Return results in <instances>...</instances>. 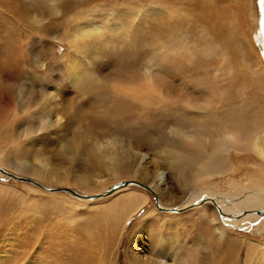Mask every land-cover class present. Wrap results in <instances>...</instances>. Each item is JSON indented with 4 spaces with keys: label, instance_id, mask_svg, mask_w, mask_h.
<instances>
[{
    "label": "rangeland",
    "instance_id": "374dc122",
    "mask_svg": "<svg viewBox=\"0 0 264 264\" xmlns=\"http://www.w3.org/2000/svg\"><path fill=\"white\" fill-rule=\"evenodd\" d=\"M89 30L94 34L85 37ZM260 44L264 47L261 0H0V167L18 175L19 166L40 172L45 167L48 180L28 168L22 176L56 189L51 193L0 173V264H134L133 248L147 225L152 234L140 241L136 254L144 257L143 264L175 263L164 251L169 242L154 245L161 237L186 240L185 260L204 246L202 264H230L238 258V264H264V246L249 262L246 254L249 242L264 243V230L259 228L264 218L249 228L229 227L231 236L242 242L230 245V238L218 239L217 224L211 221L218 211L212 202H203L210 209L205 213H196L199 207L190 205L169 214L176 219H163L161 213L171 211L158 207L162 199L150 192L147 178L133 176L127 166L112 173L107 158L94 155V139L70 155L76 127L85 121L100 141L117 137L118 148L142 146V161L151 162L156 151L162 155L167 148L174 128H195L191 112L178 99L203 97L207 80L213 83L220 75L228 92L222 111L235 104L244 121L251 123L246 126L263 134ZM67 78L83 81L65 98L69 123L50 125L56 116L44 112L42 87L51 91L54 80ZM173 90L177 103L159 97ZM142 94L155 100L144 103ZM31 103L38 110H31ZM205 126L203 134L210 131ZM152 132L163 136L149 148L145 136ZM225 161L227 168L236 167L212 179L214 189H230L233 180L264 183L255 165L262 161L252 151L231 149ZM122 181L142 183L138 192L146 194L147 204L134 211L130 196L115 192L83 203L61 189L93 195ZM169 187L165 206L180 208L189 191L176 183L166 190ZM155 214L157 222L151 227Z\"/></svg>",
    "mask_w": 264,
    "mask_h": 264
},
{
    "label": "bare ground",
    "instance_id": "6f19581e",
    "mask_svg": "<svg viewBox=\"0 0 264 264\" xmlns=\"http://www.w3.org/2000/svg\"><path fill=\"white\" fill-rule=\"evenodd\" d=\"M87 32H91V33L86 34ZM87 32L84 35L85 37L91 36L94 34L93 30H89ZM259 46L261 47V49H264V47L261 44ZM220 76L216 77V79L213 80V83L208 84L209 80H207L208 82L204 81L206 82L204 85L205 86L207 85V86L204 88L205 91H204L203 97L201 98L196 97L197 96L196 95L195 97H190L189 100L186 101V100L180 99L181 97L179 96L180 97L178 99L179 102H181L184 106H186V108H188L189 111L191 112L190 114L192 117H191L190 122H192V124L191 123L189 124H191V127H195V128L189 131H185V128L180 129L181 127L174 128L176 129L174 132L175 134L173 137H170L169 140L167 139L168 142L166 141V143L168 145H167V148L165 147L166 149L162 151V155H160L158 151H156L158 150L157 148L152 147V150L156 151V154L153 159L151 158L152 160L149 163L147 162L144 163L142 161V155H143L142 149L144 147L142 148V146H139L137 148L131 144V146L128 147V149L124 147L118 148L121 145L117 144L116 146L115 141L117 140L116 139L117 137L107 138L106 140L100 141L101 138L100 139L98 138L99 135L97 134V131L93 130L92 129L93 127L89 128V125L88 127H86L85 121H79L76 127L75 136H74L75 139L73 143L74 148L71 151L70 150H66V151H70V155L75 156L76 154L79 153V150H82L81 148L84 147V143L86 142L87 139H94L93 140V145H94L93 148L95 149L94 155L96 154L97 157L100 156L102 158L103 157L107 158L112 168V171H113L112 173L115 174L119 172L120 170L122 171V169L125 170V167L127 166L126 169L130 168L133 176H136L139 179L141 178L142 180L147 178V180L149 181V182L147 181V184L148 183L150 184L149 185L145 184V185H147L148 188H150V192L153 195H156L158 199L161 198L162 200H165V202H162V200H160V204L158 202L159 204L158 207L163 211H171V212H162L161 214H162L163 219L170 218V217L172 218V220L176 219L177 216L172 217L171 215L170 217H168L169 214L172 213L173 211H181V209L184 210L183 207H188L190 205H195L199 207V208H195L196 213H200V212L205 213L206 211L210 209L208 208V206H203L204 205L203 202H212L218 211V214H216L215 216H214V213H212L213 216L211 220L213 222H216L217 224L215 225L216 226L215 229L219 231L217 235L218 239L220 241H223L227 238H230V245L234 241L241 242V240L238 237H232L231 234L228 232V229H230L229 227L232 228L235 225L237 226L242 225V226L249 228L250 226H252L254 222H258L260 220L262 221V219L264 218V183L257 184V185H255L254 183V185H251V184H246V183L233 180L230 184V187H231L230 189H227L225 191H219V190L214 189V186L211 183V181L215 177H218L221 174H225L226 172H228V170L232 171L235 169L236 166L234 168L232 167L227 168L225 166V162H226L225 157L227 153L230 152L231 149L245 150V151H250V152L252 151L253 153L257 154L262 162L256 163L255 165L257 168L256 167L255 168L258 169L259 171L260 181L261 180L264 181V133L262 134L261 133L262 131L258 133V130L255 131V130L249 129L246 126V124L250 125L251 123L244 121V119L241 116L242 111L239 110L237 108L238 106H236L235 104H232L226 107V109L222 111L225 107L223 106L221 107V104L226 101L228 97L227 96L228 92L222 86V79L220 78ZM43 80L45 79H42V81ZM82 82L83 81L79 78H71V79L67 78L66 80H54L51 91H49L45 87H42V96L44 97L43 100H44V107H45L44 112L46 114H51V112H53V114L56 116L55 120L53 121L51 120L52 123L50 125H52L53 123H58V124L65 126L69 123V119L67 116L68 106L65 103V98L67 96L69 89L72 86L74 87V85L76 86L82 85ZM199 83H201V81ZM202 85L203 84H201L200 86ZM131 93L133 94V92ZM132 94H130V96H132ZM142 95L138 97L141 100H143L144 103H148V102L151 103L155 100V99L152 100L150 96L148 97L147 95H145L144 97V95L143 96ZM159 97L166 101L169 100V102L171 103H177L174 98L178 96H176L173 90V92L171 93L165 92L161 94ZM134 98H137V97H134ZM172 100L174 101L172 102ZM38 107L39 106L33 105L32 103L29 105V108L30 109L32 108L33 110H38ZM206 122L207 124L205 126ZM253 122L254 121H252V123ZM261 122H259V125L263 126L262 125L263 122L262 123ZM203 126H205L207 129H210V131L203 134L205 130L204 128H203L204 130L201 128ZM158 133L152 132L145 136L146 141H147L146 144L149 148H151L153 144L157 145L156 142L162 141L161 136L163 135L162 134L159 135ZM212 134H215V135H212ZM163 139H166V138H163ZM121 149H123L124 151L123 150L121 151ZM86 151L87 150H85V153H87ZM178 151H184L186 152V155L188 153L189 156L183 157L182 155L183 153L182 152L178 153ZM81 152L83 153V151ZM88 154L89 153H87V155ZM81 157L84 159H87L86 156H83V154ZM89 158L93 159V157L91 156H89ZM125 160L127 162L123 163ZM85 161H89V160H85ZM102 162L104 163L103 159H102ZM150 164L152 166L151 170H149L148 168ZM27 168L32 169L30 171L35 173V174L33 173L34 176H38L42 178L43 180H48V178L44 176L45 175L44 173L47 172L45 167H44V172L42 171L40 172L39 170L35 168H30L27 165H25L24 168L19 166L18 170L22 172V174H25L24 170H27ZM1 169H4V168H1ZM6 171L9 173L16 174L15 172H10L8 170ZM22 174L18 176H22ZM118 177L119 175L116 174L115 178H118ZM27 178L31 180H35L32 177H27ZM170 178L171 180L174 179L175 181H170ZM133 182L134 181H131L129 184H123V181L117 183V184H120V186L114 192L115 194L122 193V195H124L123 197H126V199L128 196H130L129 198H131V204L133 205L134 211H135L139 209L140 207H142L143 205L147 204L148 197L143 192L141 193L138 192L139 191L138 187H140L142 183L139 182L140 184L139 185ZM170 183L172 184L176 183L179 186H181L180 187L181 189L185 191L186 190L189 191V193H187L188 198L185 199V202L183 203V205H181L180 208H170L169 205H168L169 207L165 206V203L167 204V201H168L167 199H165L167 198L166 195H168L169 197V195L171 194L170 187L168 188V190H166L167 189L166 187L169 186ZM45 186L41 184V188H43L44 190L51 192V190L49 189H55V188H50L49 187L50 185L49 186L45 185ZM105 192L99 193V194H93V195L85 194V193L83 194L79 192L81 195H75L69 191L64 190V193H67L68 195H71L75 197L76 199H79L83 203L86 201H90V200H93V201L98 200L99 198H102V197L104 198L114 193L113 192L108 195H102V194H105ZM51 193H54V192H51ZM55 193H58V192H55ZM95 195H99V196L95 197ZM158 196H160V198ZM160 205H164L163 206L164 208L161 207ZM121 215L123 214L121 213ZM254 215L258 217L252 221V217ZM156 216L157 215L155 214L151 218L152 222L149 224L151 227H153L154 223L157 222V220H155ZM179 217L184 218L185 216H179ZM260 224L261 226L259 225V228H262V230H264L263 229L264 220L260 222ZM147 226L144 230V235L139 236V238H137L138 242L136 243V245L134 244L135 245V248H133L134 254L132 252V259H133L134 264L144 263V260H143L144 257L140 259L139 257L140 255L138 256L136 254L139 252L140 241L144 239V237L145 238L149 237L152 234L151 228L148 229ZM163 242H169L168 246L165 248L164 251L167 254H170L171 257L175 260L174 264H183V263L192 264V262L194 264H202L200 257L202 254V248L204 247L203 243L202 244L198 243L199 248L202 246L203 247L200 249H196V254L193 255L194 257H192L190 260L189 259L185 260L186 255L184 251L187 247H189V243L186 240L183 241L179 238L170 239L166 237H161L159 239L157 238V240L154 242V245H159ZM262 246H264V243L259 244L255 241L249 242V247L246 253L247 262H249V259H252L253 255L257 254L258 250ZM159 247H161V245H159ZM153 250H155V248ZM238 257L239 256L237 255V258ZM238 262H239V258L235 262H232V263L230 262V264H238Z\"/></svg>",
    "mask_w": 264,
    "mask_h": 264
},
{
    "label": "water",
    "instance_id": "95a60500",
    "mask_svg": "<svg viewBox=\"0 0 264 264\" xmlns=\"http://www.w3.org/2000/svg\"><path fill=\"white\" fill-rule=\"evenodd\" d=\"M0 173L3 174V175H6L8 177L14 178V179H18V180L26 181V182H29V183H33V184L41 187V184L39 182L35 181V180H31V179H29L27 177H24V176H18V175L14 174V173H9L6 170L1 169V168H0ZM129 183H130L129 181H124L123 182V184H129ZM119 186H120V184L114 185L110 190L106 191L105 194H102V195H108V194L113 193L116 189L119 188ZM143 186H145V185H143ZM145 187H147V186H145ZM61 189L65 190V191H69V192H71V193H73L75 195H81L79 192H77L76 190L71 189L69 187H63ZM49 190L53 191V190H56V189H49ZM96 196H99V195H95V197Z\"/></svg>",
    "mask_w": 264,
    "mask_h": 264
},
{
    "label": "snow or ice",
    "instance_id": "6c2138e0",
    "mask_svg": "<svg viewBox=\"0 0 264 264\" xmlns=\"http://www.w3.org/2000/svg\"><path fill=\"white\" fill-rule=\"evenodd\" d=\"M261 2L264 3V0H261ZM54 126H56V125H54ZM54 126H53V127H54Z\"/></svg>",
    "mask_w": 264,
    "mask_h": 264
}]
</instances>
